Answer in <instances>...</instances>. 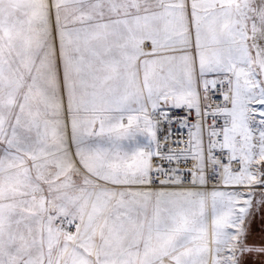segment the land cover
I'll use <instances>...</instances> for the list:
<instances>
[{"label": "snow or ice", "instance_id": "6c2138e0", "mask_svg": "<svg viewBox=\"0 0 264 264\" xmlns=\"http://www.w3.org/2000/svg\"><path fill=\"white\" fill-rule=\"evenodd\" d=\"M254 206L264 0H0V264H244Z\"/></svg>", "mask_w": 264, "mask_h": 264}, {"label": "rangeland", "instance_id": "374dc122", "mask_svg": "<svg viewBox=\"0 0 264 264\" xmlns=\"http://www.w3.org/2000/svg\"><path fill=\"white\" fill-rule=\"evenodd\" d=\"M250 211L251 215L248 218L249 243L260 244L264 242V206H254ZM243 259L244 264H264V254H247Z\"/></svg>", "mask_w": 264, "mask_h": 264}, {"label": "built area", "instance_id": "2783aa9c", "mask_svg": "<svg viewBox=\"0 0 264 264\" xmlns=\"http://www.w3.org/2000/svg\"><path fill=\"white\" fill-rule=\"evenodd\" d=\"M214 99H222L221 97H219V94L217 93L216 96L213 97ZM179 131L178 126L176 128L173 129V138H176L177 132ZM184 131V135H183V139L187 140V130H183ZM208 188H212L213 185L210 183L208 186Z\"/></svg>", "mask_w": 264, "mask_h": 264}]
</instances>
